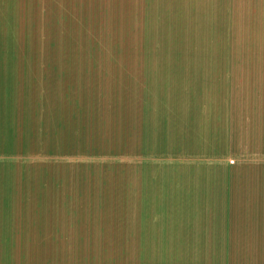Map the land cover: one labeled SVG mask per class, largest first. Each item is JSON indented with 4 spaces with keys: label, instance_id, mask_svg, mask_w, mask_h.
I'll list each match as a JSON object with an SVG mask.
<instances>
[{
    "label": "crops",
    "instance_id": "1",
    "mask_svg": "<svg viewBox=\"0 0 264 264\" xmlns=\"http://www.w3.org/2000/svg\"><path fill=\"white\" fill-rule=\"evenodd\" d=\"M72 29L240 30L262 39L264 0H0V264H55L53 160L56 135L67 122ZM248 46L250 51L240 53L238 59L228 53H144L113 58L126 63L120 65L125 84L111 87L116 91L111 94L114 101L103 104L101 98L99 109L127 112L121 117L117 112L115 116L100 114L86 133L82 129L87 134L82 140L106 148L101 140L106 133L111 148L103 151L119 142L127 158V179L131 176L136 184L141 182L142 195L117 193L108 187L101 205H116L121 199L127 205H158L159 209L259 207L262 210L257 212L264 216V166L250 172V168L231 170L228 162L215 169L196 160L183 165L176 161L182 156L224 158L232 139L243 140L244 131L239 133L236 128L241 113L236 117L230 113V82L237 75L245 76L240 82L236 78L237 88L240 92L248 88L247 95L256 97L245 102L246 106L264 104L258 98L264 91L261 71L254 64L231 69L232 57L246 59L245 63L264 61L262 42ZM82 71L87 72V67ZM212 94L221 95V101L212 99ZM170 97L173 101H159ZM94 104L87 105L92 108ZM260 137L253 135L252 141ZM216 145L221 149L214 150ZM254 154L262 157L264 151ZM151 157L158 159L153 160L157 164L141 168L133 164L135 159ZM136 173H140L137 180ZM147 175H156L153 188ZM135 189L126 186L128 191ZM151 190H157L153 197L147 195ZM240 219L264 221V217L239 215ZM223 253L225 262L216 256L210 262L165 263L263 264L246 261L241 253H248L243 251L225 248Z\"/></svg>",
    "mask_w": 264,
    "mask_h": 264
},
{
    "label": "rangeland",
    "instance_id": "2",
    "mask_svg": "<svg viewBox=\"0 0 264 264\" xmlns=\"http://www.w3.org/2000/svg\"><path fill=\"white\" fill-rule=\"evenodd\" d=\"M78 8L82 9V6ZM70 41L71 72L66 109L67 122L65 121V125L62 124L61 132L56 135L53 160L55 186L51 209L55 220L52 248L54 263L167 264L180 260L210 262L216 260V256H218L217 260L225 262L223 251L229 248L230 251L248 253H241L246 261L264 264V221L237 220L239 215L250 219L264 217L257 212L262 209L231 206H168L159 209L158 205H127L121 199L116 205H101L108 187L116 188L113 192L117 193L129 192L142 195V190L138 186L141 182L136 184L131 176L127 179V158L119 142H116L110 151H103L111 148L110 138L105 135L106 133L101 137L106 148L96 147L95 143L92 146L82 140L87 137V134H82V129H85L86 133L92 121L95 124L97 117L101 118L100 114L115 116L117 112L118 117H121L123 112H127L99 109L102 107L99 102L101 98L105 99L103 104H112L111 100L114 101V96L111 94L116 91L111 90V87H121V84H125V80H122L125 72L120 65L126 63H116L114 57L126 59L130 55L144 53L193 55L228 53L238 59L240 53L250 51L248 43L264 44V38L250 37L248 31L240 30L72 29ZM230 59L231 69L254 64V67L261 71L259 78L264 81V71L261 70L264 69V61L245 63L246 59H242L244 61H236L234 57ZM82 67H87L88 71H82ZM104 67L113 70H102ZM240 77L245 76L237 75L239 82ZM236 78L230 82L229 101L233 107L230 113L233 117L241 113V119H236V128L239 133L241 130L244 131L243 140L239 142L232 139L230 153L224 158L204 159L182 156L176 160L179 161L178 164L183 165L196 160L200 164L208 165L207 167L214 166L217 169L216 167L224 168L225 162H228L231 170L250 168V172L264 166V156L259 157L256 154L252 156L254 152L264 151V104H258L256 107L246 106L247 102L253 101L256 97L247 95L248 88L240 94L242 92L237 88ZM135 80L136 78L131 84H134ZM233 82H236L235 86ZM214 97L217 101H221V95L217 98L212 94V99ZM137 98L138 96L133 97L134 100ZM171 98L159 99V101H173ZM258 98L264 100V91L260 92ZM121 100L123 101L124 98ZM87 104L94 105L91 108ZM130 112L136 113V111ZM56 118L58 119L57 115ZM120 121L122 122V119ZM232 125H234L233 121ZM256 134L262 135L258 142L252 141V136ZM213 149L217 150L221 147L216 145ZM93 155H98L99 158ZM153 160L158 161L151 157L135 159L132 163L141 168V166L157 164ZM139 174H135L136 180ZM154 177L156 175L146 177L148 185L152 188ZM129 184L134 185L136 189L126 190ZM156 191H147V195L153 197ZM183 215H186L187 219H182ZM160 220L162 222H159ZM215 243L220 252L217 253L218 255H215Z\"/></svg>",
    "mask_w": 264,
    "mask_h": 264
}]
</instances>
